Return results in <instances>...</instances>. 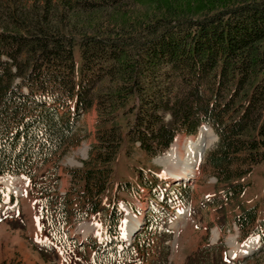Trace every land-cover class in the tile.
Here are the masks:
<instances>
[{
	"label": "trees",
	"instance_id": "trees-1",
	"mask_svg": "<svg viewBox=\"0 0 264 264\" xmlns=\"http://www.w3.org/2000/svg\"><path fill=\"white\" fill-rule=\"evenodd\" d=\"M131 2L0 0V175L32 180L48 232L64 246L78 245L68 225L100 216L105 232L90 243L89 264H167L171 253L169 199L146 214L130 245L121 235L118 199L103 203L109 165L123 144L117 117L132 115L126 137L151 157L177 134L210 124L219 140L207 162L233 197L251 185L245 178L264 162V0H234L203 18L162 14L140 24L128 14ZM110 7L129 19L111 14L79 21ZM96 100L105 127L100 146L92 162L70 169L75 187L61 194L57 177L38 171L79 143L78 121ZM148 181L147 174L142 184L151 186ZM130 183L122 182V190L131 193ZM235 222L240 239L259 236L260 248L246 261L255 259L264 252V200L242 208ZM217 247H203L188 264H243Z\"/></svg>",
	"mask_w": 264,
	"mask_h": 264
},
{
	"label": "rangeland",
	"instance_id": "rangeland-1",
	"mask_svg": "<svg viewBox=\"0 0 264 264\" xmlns=\"http://www.w3.org/2000/svg\"><path fill=\"white\" fill-rule=\"evenodd\" d=\"M233 3L234 0H132L126 8L130 11L128 14H132L133 21L140 24L162 14L203 18ZM93 12L84 16L82 14L80 23L83 25L97 22L101 16L111 14L115 15V18L124 16L111 7L106 13ZM129 15H125L124 19H129ZM101 21L103 23L104 19ZM97 102L96 100L88 111L83 112L78 121L76 134L79 143L68 147L65 152H60L55 160L38 171L41 174L47 172L49 178L56 176V186L61 194H67L75 187L70 169L82 168L88 160L92 162V153L100 146L99 134L105 127L102 128L100 124ZM132 118V115L126 121L116 118L123 132V144L109 165L111 175L103 201L108 205L109 199L116 198L124 208L128 206L131 209L127 215L129 221H126V235L130 237L132 225L137 222L135 218L144 221L148 211H155L152 206H159L160 200L166 197L169 199L168 206L175 211L168 222L173 235L166 241L171 249L167 264H188L189 259L194 258L200 249L215 244H219L217 249H220V252L229 249L232 259L240 260L243 264H264V252L259 253L255 259L246 261V257L257 252L260 247L258 242L255 245L254 236L240 239L241 233L235 222V215L240 213L242 208L264 200V162L254 166L252 173L245 178L251 185L240 195L233 197L231 192L226 193L228 185L218 181L207 162V152L217 143L213 132L206 129L191 135L179 133L175 141H185L200 132L207 133L212 141L203 161L200 162L198 175L187 171L188 178H182L187 179L186 181H176L180 177L169 174L171 171L165 158L171 146L159 155L151 157L140 149L138 143L134 144L127 139L128 121H132ZM111 126L110 124L108 128ZM147 174L151 176V181H148L151 186L142 184ZM15 181L23 186L26 184L27 192L20 189L16 193L13 189L18 188V183L15 185ZM125 181L133 182L128 185L131 187V193L122 190V182ZM9 184L12 190L8 187L0 192V264H88L93 253L90 240L96 237L99 241L103 239L102 218L95 215L68 225L67 232L76 238L79 244L69 243L64 246L48 232L43 198L36 186L24 176L12 179ZM10 190L16 193L15 197L11 195ZM135 207L139 210H135ZM99 222L102 224L100 227ZM250 248L254 249L252 253L243 254ZM216 254L219 256L220 253H213V259Z\"/></svg>",
	"mask_w": 264,
	"mask_h": 264
},
{
	"label": "bare ground",
	"instance_id": "bare-ground-1",
	"mask_svg": "<svg viewBox=\"0 0 264 264\" xmlns=\"http://www.w3.org/2000/svg\"><path fill=\"white\" fill-rule=\"evenodd\" d=\"M206 129L211 130L213 134L216 136L214 130L208 124L202 125L199 128V130H206ZM211 141L212 140L211 138H209V135L207 133L204 134L203 132H200L194 137L191 136L190 139H185V141L182 139H177V141H174L175 143L174 144L172 143L173 145L171 144V148L169 147L170 150L167 152L166 157H165L169 164L168 169H170L171 171L169 172V174L171 175L173 174L172 175L173 177L174 176L180 177L178 179L176 177L175 180L176 179L181 180L182 178H188L187 171H189L190 174H194L195 176L198 175L199 173L198 168H199L200 162L203 161L204 159L203 157L205 156V152L207 151V148L210 146ZM173 171H178V172H173ZM12 179H13L12 177L6 178V180H8L9 183L12 181ZM182 180H185V179H182ZM15 185H17L16 181H15ZM15 189H17V187ZM129 212L130 210H127L125 218H124L125 219V229H126L127 222L129 221L127 219V215L129 214ZM136 224L137 222L135 223V225ZM133 230L131 228V233ZM124 233L126 235V232ZM256 243L257 242H256V237H255V245Z\"/></svg>",
	"mask_w": 264,
	"mask_h": 264
},
{
	"label": "water",
	"instance_id": "water-1",
	"mask_svg": "<svg viewBox=\"0 0 264 264\" xmlns=\"http://www.w3.org/2000/svg\"><path fill=\"white\" fill-rule=\"evenodd\" d=\"M216 138L218 139V136L216 135Z\"/></svg>",
	"mask_w": 264,
	"mask_h": 264
}]
</instances>
